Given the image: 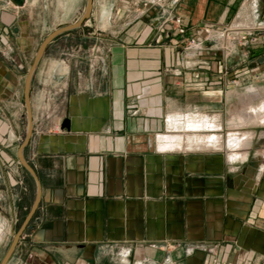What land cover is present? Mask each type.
I'll return each mask as SVG.
<instances>
[{
    "label": "crops",
    "instance_id": "crops-1",
    "mask_svg": "<svg viewBox=\"0 0 264 264\" xmlns=\"http://www.w3.org/2000/svg\"><path fill=\"white\" fill-rule=\"evenodd\" d=\"M30 1L0 0V255L37 189L18 156L37 52ZM102 2L49 43L33 75L24 155L42 197L8 264H264V126L234 148L221 138L162 148L164 134L195 132L170 120L217 134L232 107L234 129L262 116L264 0ZM233 22H258L260 42L230 57L188 47L206 24Z\"/></svg>",
    "mask_w": 264,
    "mask_h": 264
},
{
    "label": "rangeland",
    "instance_id": "rangeland-1",
    "mask_svg": "<svg viewBox=\"0 0 264 264\" xmlns=\"http://www.w3.org/2000/svg\"><path fill=\"white\" fill-rule=\"evenodd\" d=\"M87 1L88 0H31L30 1V5L28 6L27 9V15L29 17V19L31 20V24L33 29L35 30L36 33V44L33 48V51L36 52L39 48V45L41 44V42L43 41V39L49 34L51 33L53 30H55L58 27L64 26L66 24H70L75 22V20H79L85 10V7L87 5ZM102 3H106L109 0H100ZM134 2H138L139 0H132ZM114 2V0H110V5ZM98 13L101 15L103 14V10H102V6L99 5V9H98ZM239 22H233L230 24H226L223 27L220 28H224L226 26H230V25H236ZM245 27H256V26H260L258 24V22H254V23H242L239 24ZM264 26V25H263ZM210 46H214L213 42L211 43H207ZM206 44V45H207ZM248 49V47H247ZM254 91V89H251ZM252 92H243V96H247ZM37 100V99H36ZM36 106H39V103L36 102ZM258 107V109H257ZM254 109L259 111L258 115H261V117H258V119H248L246 121H244L242 124L239 122L238 126L239 128L234 129L232 127V122L235 121L234 116L236 115L237 112H240L241 107L239 108H235L232 107L229 112H228V116L226 117V119L223 121H221V123L216 122L215 119H211V121L215 122L216 124H218V127L220 128L218 131H216L215 134L217 138H221V142H223V144L225 142L228 143V140L231 136H233L234 134H229L230 132H235V131H239L242 134H239V137H241L243 139V141H246L248 139H250V137L252 136L250 133V131L252 130V126L257 125V124H262V126H264V123H261L262 118H264V100L263 102L260 101L259 104L254 106ZM263 110V111H262ZM186 122L182 123L181 122V128L177 129V128H173L171 127L172 130H184V131H194V130H185V128L183 127L185 125ZM184 124V125H183ZM171 125V124H170ZM263 128V127H261ZM187 129V128H186ZM219 134V135H218ZM212 135H214V133L209 132H202V133H198V131L195 132H189L187 134H182L179 133L178 136H182V140L184 142H208L209 137H211ZM246 135V136H245ZM238 136V135H237ZM25 138V136H23V139ZM181 141V140H180ZM35 192V189H34ZM35 198V194L33 195V198L31 200V204H29L28 209L25 210V212H23L20 216H19V220H18V224L16 225V231L15 233L18 231L19 227L21 226L22 222L24 221L26 215L28 214L31 205L34 201ZM14 232H12V235L15 234ZM13 240V236L10 237V239H8L7 243H5V245L3 246L2 249V253L0 255V262L2 257L4 256L5 252L7 251V249L9 248L11 242Z\"/></svg>",
    "mask_w": 264,
    "mask_h": 264
},
{
    "label": "water",
    "instance_id": "water-1",
    "mask_svg": "<svg viewBox=\"0 0 264 264\" xmlns=\"http://www.w3.org/2000/svg\"><path fill=\"white\" fill-rule=\"evenodd\" d=\"M14 4L18 5V6H25L27 3V0H11ZM93 7H94V0H88L87 1V5L85 7V10L81 16V18L79 20H77L74 23H70V24H66L64 26L58 27L55 30H53L51 33H49L46 38L43 40V42L41 43L40 47L38 48L33 64L31 65L28 74L26 76L25 79V86H24V97H25V103H26V107H27V117H28V128H27V133L26 136L22 142V144L19 147V152H18V156L20 159V162L22 163V165L27 169V171L33 176V178L36 181V197L34 200V203L32 205V207L30 208L28 214L26 215L24 221L22 222L21 226L19 227L18 231L16 232V234L14 235V238L9 246V248L7 249L2 261L0 264H8L11 256L13 255L23 233L25 232L26 228L28 227V225L30 224L32 218L34 217V215L36 214V211L40 205L41 202V197H42V185L40 182V179L36 173V170L34 169V167L29 163V161L26 159L25 155H24V148L26 147V145L30 142L31 137L33 135V131H34V116H33V107H32V102H31V83H32V78L33 75L36 71V68L40 62V60L42 59L45 50L47 49L49 43L56 37L58 36L60 33L76 28V27H80L84 24V22L89 19L92 15L93 12ZM62 128H67L70 129V121L68 118H66L64 120V122L62 123Z\"/></svg>",
    "mask_w": 264,
    "mask_h": 264
},
{
    "label": "built area",
    "instance_id": "built-area-1",
    "mask_svg": "<svg viewBox=\"0 0 264 264\" xmlns=\"http://www.w3.org/2000/svg\"><path fill=\"white\" fill-rule=\"evenodd\" d=\"M172 23L176 26L180 34L186 32V26L180 16H175ZM256 27H245L239 24L226 26L220 28L216 24H206L203 27V37H192L188 41V47L193 49H200L207 43L213 42L215 49L219 55L223 57H230L236 50L240 48H247L251 45L260 42L259 36L256 34ZM229 67H223L224 74L228 72ZM225 264H234L233 262H226ZM237 264H243L239 262Z\"/></svg>",
    "mask_w": 264,
    "mask_h": 264
},
{
    "label": "bare ground",
    "instance_id": "bare-ground-1",
    "mask_svg": "<svg viewBox=\"0 0 264 264\" xmlns=\"http://www.w3.org/2000/svg\"><path fill=\"white\" fill-rule=\"evenodd\" d=\"M248 111V110H247ZM246 113V112H245ZM247 116H249V114H247ZM250 117V116H249ZM245 119V117H243ZM248 118V117H247ZM243 119V121H245ZM209 122V121H208ZM170 126L173 128H181V122L177 121V120H170ZM209 124V123H208ZM184 125V124H183ZM213 125V124H212ZM207 124L204 121H199V120H195V119H188V121H186L185 125L183 126L185 128V130H194V131H202V130H206ZM179 128V129H180ZM187 128V129H186ZM215 130V128H214ZM209 131V130H207ZM211 131V130H210ZM216 131V130H215ZM246 136V135H245ZM162 139L167 141V143L165 145H163V149L169 148V147H174L176 146L177 142H180V140L183 142L182 140V136H174V135H165L162 136ZM242 141V138L239 137V135H233L229 138L227 145L234 148L240 145ZM208 142L210 144H213L215 142H218V138L216 137V135H212L211 137H209ZM164 143V142H163ZM219 143V142H218ZM217 143V144H218ZM183 144V143H182ZM179 145V144H178ZM202 145V144H201ZM172 149V148H171ZM236 149V148H235ZM234 153V152H233Z\"/></svg>",
    "mask_w": 264,
    "mask_h": 264
}]
</instances>
